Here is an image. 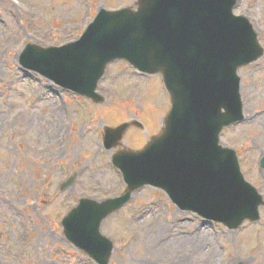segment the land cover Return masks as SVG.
I'll return each instance as SVG.
<instances>
[{
    "label": "rangeland",
    "instance_id": "obj_1",
    "mask_svg": "<svg viewBox=\"0 0 264 264\" xmlns=\"http://www.w3.org/2000/svg\"><path fill=\"white\" fill-rule=\"evenodd\" d=\"M118 5L135 0H0V191L7 194L0 200V264H98L63 237L61 218L80 197L124 190L110 162L122 147L104 148V126L139 119L144 129H128L121 142L130 148L161 127L170 102L159 75L111 63L98 85L105 101L97 105L18 63L26 44L75 40L101 7ZM234 12L249 18L264 47V0H237ZM238 74L245 117L223 129L221 143L235 148L245 178L264 197V55ZM259 213L258 221L229 230L144 186L101 224L114 243L108 264H264V204Z\"/></svg>",
    "mask_w": 264,
    "mask_h": 264
},
{
    "label": "water",
    "instance_id": "obj_2",
    "mask_svg": "<svg viewBox=\"0 0 264 264\" xmlns=\"http://www.w3.org/2000/svg\"><path fill=\"white\" fill-rule=\"evenodd\" d=\"M235 4L137 0L136 9L101 8L77 40L49 47L27 44L21 52L24 67L97 103L104 99L97 83L117 59L148 74L160 73L170 95L161 133L140 150L112 156L124 192L100 201L81 198L62 219L66 238L99 264L108 263L113 249L100 232L102 220L144 185L162 189L179 208L228 228L259 218L262 196L244 180L235 150L219 144L221 129L243 119L237 69L263 54L248 18L233 13ZM129 126L106 127L105 148L115 146Z\"/></svg>",
    "mask_w": 264,
    "mask_h": 264
},
{
    "label": "bare ground",
    "instance_id": "obj_3",
    "mask_svg": "<svg viewBox=\"0 0 264 264\" xmlns=\"http://www.w3.org/2000/svg\"><path fill=\"white\" fill-rule=\"evenodd\" d=\"M256 117L257 116L255 114H252V115H250L249 119H250V121H252V120H255ZM6 196H7V194H4L3 192L0 191V200H4V197H6Z\"/></svg>",
    "mask_w": 264,
    "mask_h": 264
}]
</instances>
